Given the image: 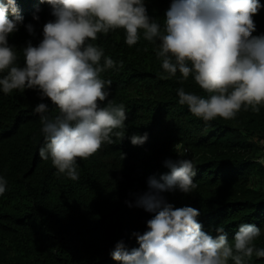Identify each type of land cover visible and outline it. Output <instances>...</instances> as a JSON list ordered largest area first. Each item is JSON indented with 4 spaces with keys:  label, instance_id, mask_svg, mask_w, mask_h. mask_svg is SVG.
<instances>
[{
    "label": "clouds",
    "instance_id": "9594fccd",
    "mask_svg": "<svg viewBox=\"0 0 264 264\" xmlns=\"http://www.w3.org/2000/svg\"><path fill=\"white\" fill-rule=\"evenodd\" d=\"M41 2L50 6L54 19L44 24L38 44L28 41L20 49L21 65L9 37L19 31L24 17L15 0H0V93H38L41 102L33 112L40 117L43 137L39 157L50 160L67 179H80L78 159H88L103 144L113 143L114 136L124 138L117 130L125 127V106L108 99L112 82L101 77L122 61H114L94 43L101 35L123 30L129 48L141 37L154 44L162 79L183 82L191 76L206 94L177 89L178 103L206 124L264 108V34L253 35V17L264 8L260 0H171L162 25L150 17L146 0ZM25 27L34 34L32 24ZM45 101L58 109L55 118L49 117ZM129 139L141 146L148 135ZM255 143L260 146L255 162L264 166V138ZM187 152L166 159L169 171L149 177L147 190L125 202L152 218L143 234L131 233L138 247L128 249L123 239L115 243L109 255L118 264H250L253 257L264 258V247L254 243L262 235L256 224H239L229 240L223 226L204 231L198 209L168 202L165 193L188 195L197 187L196 166L184 158ZM7 189L8 181L0 175V197Z\"/></svg>",
    "mask_w": 264,
    "mask_h": 264
},
{
    "label": "trees",
    "instance_id": "16d2710c",
    "mask_svg": "<svg viewBox=\"0 0 264 264\" xmlns=\"http://www.w3.org/2000/svg\"><path fill=\"white\" fill-rule=\"evenodd\" d=\"M15 2L24 22L9 43L17 48L22 65L20 49L28 41L38 44L44 24L54 17L41 0ZM146 2L150 17L162 25L171 0ZM253 19V35L264 34V8ZM27 24L33 25L34 34ZM94 43L114 61H122L101 77L111 80L108 99L125 106L127 120L117 130L123 139L114 136L113 143L103 144L88 159H78V181L58 174L50 160L39 157L43 137L40 117L33 112L41 102L38 93H0V175L8 181L0 197V264H118L109 255L115 243L123 239L128 249L138 247L131 233L143 234L152 218L125 202L147 190L149 177L168 172L163 162L178 159L177 152L184 149V158L196 166L197 187L188 195L165 193L168 202L198 209L203 230L223 226L229 240L239 224L254 223L262 230L254 243L264 247V166L254 159L260 151L255 139L264 138V108L206 124L178 103L177 89L206 94L191 76L183 82L162 79L154 44L141 37L129 48L123 30L101 35ZM45 102L49 117L55 118L58 109ZM144 133L148 139L143 145L131 144V136ZM250 264H264V258L253 257Z\"/></svg>",
    "mask_w": 264,
    "mask_h": 264
}]
</instances>
